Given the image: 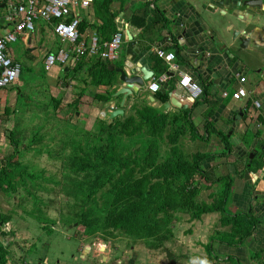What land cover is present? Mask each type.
Wrapping results in <instances>:
<instances>
[{
  "label": "crops",
  "instance_id": "crops-1",
  "mask_svg": "<svg viewBox=\"0 0 264 264\" xmlns=\"http://www.w3.org/2000/svg\"><path fill=\"white\" fill-rule=\"evenodd\" d=\"M18 1L21 0H0V36L13 29L14 22L7 19L8 7L11 2ZM246 1L111 0L106 9L110 8L114 13L115 32L124 31V42L114 60L101 56L92 58L96 63L110 62V69L117 72L111 85L99 83L97 86L93 82L91 67L88 65L68 76L65 72L69 68L61 64L47 70V54L58 53L70 44L63 42L55 33L53 23L45 20L37 19L34 31L19 35L17 41L7 47V54L21 62L22 70L25 66L33 68L38 62L44 64L47 74L45 73L42 84L47 85V89H50V85L52 87L49 94L46 93L47 90L43 93L49 95L50 99L62 100L58 113L63 106L67 107L79 100L76 106H72L78 108L77 119L83 118L88 129L97 118L112 120L109 119V111L120 107L122 95H113L107 103L98 100L101 93L112 91L115 94L123 85L120 68L125 69L129 75L143 76V68L149 73L153 71L152 78L127 97L125 114L121 116L133 115L135 104H148L160 109L164 103L173 99L175 105H170L163 112H168L178 125L183 123L185 126L184 118L189 119L195 125V131L201 135L193 138L188 127V131L180 139L184 151L188 144H192L191 147L195 146L196 149L191 153L206 154L200 161V166L205 175L210 177L211 186L207 187L202 183L201 193L206 194L211 201L214 195L225 194L227 198L224 215L227 217L226 221L222 219L221 212H212L204 214L206 218L202 219V216L195 224L200 240L198 244L204 255L196 246L180 253L169 249L172 252L169 257L167 248V259H174L176 264H203L204 261L212 264V260L206 256V248L210 244V236L213 237L216 231L223 233L222 237L227 239L217 241L216 252L219 256L215 257L220 258V264H264V59L259 57L244 64L232 56L236 49L226 50L220 42L224 37L231 39L233 32L237 31V34L250 37L255 44H264V2L259 0L258 5H248ZM99 11L109 15L105 9L100 8ZM81 14L80 32L85 41L90 42L97 37L101 42L99 29L101 30L104 21L96 14L94 5L82 9ZM129 34L134 37V46L130 44ZM160 48L175 53V61L180 65V71L171 69L169 63L157 54ZM204 51L213 58L210 65L212 70L207 74L204 73V68L198 65L202 57L201 52ZM184 72L190 74L202 86L203 94L199 98H193L180 83ZM241 76L246 77L243 83ZM59 81L63 85L56 88L55 84ZM154 81L159 84L157 91L149 88L150 83ZM22 84L24 82L20 76L17 85L21 87ZM12 87L0 88V113L15 114L14 110L17 108L10 110L9 106L15 101L20 103L22 90ZM241 87H245L248 94L235 99L233 95ZM63 110L67 117H72L75 113L74 109L68 107ZM13 129L7 126L0 131V149L9 143L2 141L3 132L10 134ZM222 177L230 183L226 190H223L219 180ZM204 180L206 178H203ZM239 212L245 215L251 229V234L243 240L241 239L245 230L234 233L240 217ZM210 218V222L217 218L218 221H215L216 225L208 240L206 235L203 237L201 223ZM10 221H0V243L8 251L6 263L2 264H51L52 260L45 251L36 259L11 251L12 244L22 247L23 243L27 244V240L17 236L20 231L11 229L9 223L12 224V220ZM230 227H234L231 228L232 231H229ZM228 233H232L233 237L227 238L225 235ZM58 264L64 262L58 261Z\"/></svg>",
  "mask_w": 264,
  "mask_h": 264
},
{
  "label": "trees",
  "instance_id": "trees-1",
  "mask_svg": "<svg viewBox=\"0 0 264 264\" xmlns=\"http://www.w3.org/2000/svg\"><path fill=\"white\" fill-rule=\"evenodd\" d=\"M110 1L93 2L96 14L104 21L99 29L101 41L110 39L116 30L114 13L110 8L106 9ZM100 8L109 15L101 13ZM109 63H96L91 57L83 58L75 67H70L65 75L88 65L97 86L99 83L111 85L117 72L110 69ZM95 66L97 68L94 69ZM113 95L112 91L101 93L98 100L107 103ZM78 102L67 105L75 110L72 117H59L61 99L51 98L36 104L34 112L45 109L47 115L43 121L39 120V115H32L31 121H37L33 124V133H28L29 138L26 128L18 124L21 118L16 116L17 122L9 135L12 151L0 158L1 192L21 197L22 200L27 193L37 213L42 209L41 206L47 204L44 199L43 203H38V191L47 187L45 181L40 182L45 170H31L30 165L20 157L26 151L33 150L35 154L47 152L51 158L57 155L63 160L65 174L55 181L62 193H59L60 197L65 199L62 218L68 223L76 221L78 225H83L87 235L100 234L106 240L110 235L125 236L132 238L134 243L142 240L150 248L159 250L174 238L173 225L178 213H187L190 219L196 220L207 213L221 212L222 219L226 221L225 194L214 195L211 202L199 199L202 182L205 181L207 187L211 183L210 177L205 175L200 166L206 154L186 153L180 145V139L188 127L193 138L201 137L189 119L184 118L185 127L183 123L178 125L168 112L156 106L135 104L133 115H119L112 120L97 118L88 129L86 121L80 124L70 119L78 118V108L72 106ZM22 107L18 103L14 112ZM46 125L57 127L56 133L60 134L59 138L54 137L55 134L50 131V138L56 139L55 148L46 143L48 135L41 131ZM38 127L40 131L36 132ZM74 134H78L76 136L79 139ZM203 178L206 180L203 181ZM219 180L223 190L230 187L224 177ZM11 219L12 213L0 210V221L7 223ZM236 223L234 233L245 230L241 240L251 234L250 224L245 220L239 219ZM7 255L8 251L0 243L1 264L6 263Z\"/></svg>",
  "mask_w": 264,
  "mask_h": 264
},
{
  "label": "rangeland",
  "instance_id": "rangeland-1",
  "mask_svg": "<svg viewBox=\"0 0 264 264\" xmlns=\"http://www.w3.org/2000/svg\"><path fill=\"white\" fill-rule=\"evenodd\" d=\"M59 64L60 63L57 62L55 65ZM22 71L21 80L24 84H22L21 87L16 84L17 86L14 85L12 88L19 87L20 90H22L19 104L23 107L15 111V116L12 115L13 113L10 115H8L7 112L0 113V131H3V129L7 126L13 129L12 127H14L17 122V116L21 118V123L18 121L19 126L23 125V127L26 128V134L28 135L26 136L29 138L28 133H33L32 127H34L33 124L37 121H31V117H33L32 115H34V113L39 115V120L42 121L47 115L45 109H39L34 112V109H37L36 104L50 100H46V98H49V95H46V93H50L52 86L50 85V89H47V85L42 84L45 79V73L47 74L45 66L42 62H38L36 66L30 69L25 66ZM57 84H55L56 88H61L63 85L60 81ZM45 90H47V92L43 93ZM44 94L47 97H45ZM17 104L18 102H13L12 106H9V109L11 110V108L17 107ZM29 107H31L30 110ZM67 107L63 106V108ZM63 108L61 110L62 112L60 111L59 113V117H66L67 115L64 114L63 111L65 110H63ZM71 120L73 122L77 121L80 124H84L85 122L83 118L81 120H77L73 117ZM72 121L71 124L74 125ZM56 122L57 121H55V124ZM90 125L91 123L88 124V127H90ZM38 131H40V127L37 128L36 132ZM41 131L45 133V135H48L46 136V143L51 144V146L55 148L56 145L54 144L56 143V139L54 138V140H52L53 137L50 138L49 135H51V131L52 134H55L54 137L59 138L60 134L58 135L56 133L57 127L46 125V127L41 129ZM79 131L80 129L77 130V132ZM9 135L10 134L3 132L1 136L2 141L8 143ZM77 139L79 138L77 137ZM191 146L192 144H188L185 147V152L189 151V153H191L196 149L195 146L193 148ZM11 151L12 147L10 143L7 145L5 144V146H2V149H0V158L8 155ZM20 157L21 160L30 165L31 170H45L40 182L45 181L47 187L38 191V203H43L44 199L47 204L41 206L43 210L39 208L43 211V213H41L40 210L39 213H37L38 210H33V200L32 198L27 197V193H25L26 196L22 200L21 197L19 198L18 196L13 195L8 196L5 193L0 192V210L12 213V224L9 223V227L11 229L16 228L17 231H20L17 236L20 235L21 239L24 238L27 240V244L23 243L22 247L12 244V247H10L11 251H14L16 254L19 252L24 255H29L30 257L32 256L33 259L38 258L45 251L52 260L51 264H58V261H62L64 264H106L105 262L111 261L112 258L114 259V263H117L116 261L119 260V264H169L170 258L167 259V252L164 247L159 250H155L150 248V246L142 240L134 243L132 238L129 239L125 236L119 235H110V238L107 240L100 234L97 236H90L87 235L88 232L83 225H78L76 221L72 223L66 222L62 218L63 214H61L65 199L60 197L59 193H62L59 191V187L55 185L56 179H61L65 174L63 160L57 155L56 157L51 158L47 152L42 155H38L35 154L33 150L26 151ZM43 177L49 180H43ZM202 183L206 184L205 182ZM199 199H208V202L211 201L206 194L202 193L200 194ZM238 214H240V212ZM177 215L178 219L173 225L175 236L171 241L166 243V248L176 253H180L188 249L192 250L197 246L204 255L205 253L203 249L198 244L200 240L198 239L196 231L197 227H195L198 219H190V215L187 213H178ZM238 216H240L239 219L245 220V222L249 224L244 214H240ZM204 218H206V216H203L202 219ZM216 220L218 221V218ZM210 221L211 218L201 223L203 237L206 235L208 240L213 227L216 225L214 224L215 221ZM231 228L234 227H230L229 231H232ZM213 234L214 236H210V244L206 248V256L209 260H212V264H220V258L215 257L219 256L216 252V247L218 246L217 241L220 239H227L222 237L224 235L223 233H218L216 231ZM225 236L230 238V236L233 237V234L228 233V235ZM80 237L83 238V240H80ZM82 246L84 249L81 250ZM113 248L115 249L113 250ZM84 256L87 257L85 258ZM134 259H137V262H135ZM203 264L208 263L204 261Z\"/></svg>",
  "mask_w": 264,
  "mask_h": 264
},
{
  "label": "built area",
  "instance_id": "built-area-1",
  "mask_svg": "<svg viewBox=\"0 0 264 264\" xmlns=\"http://www.w3.org/2000/svg\"><path fill=\"white\" fill-rule=\"evenodd\" d=\"M94 0H21L11 2L8 7L7 19L14 22L10 32L0 36V88L14 86L19 81L22 73L20 61L7 54L8 44L17 41L19 35L35 30L37 19L53 23L55 33L63 42H69L70 46L62 48L58 53H48L45 59L47 70H51L57 62L62 66L75 67L83 58L101 56L104 59L114 60L118 56V50L124 42V31L117 30L110 39L100 40L94 37L92 41H85L80 32L82 22L81 10L91 7ZM157 54L165 59L170 68L180 71V65L175 61V53L162 48ZM180 83L193 98H199L203 94L202 86L193 77L184 72ZM241 83L246 77H240ZM150 90L157 91L159 84L151 82ZM227 93L225 92V95ZM248 94L245 87H241L233 97L240 99ZM259 104V103H257Z\"/></svg>",
  "mask_w": 264,
  "mask_h": 264
},
{
  "label": "water",
  "instance_id": "water-1",
  "mask_svg": "<svg viewBox=\"0 0 264 264\" xmlns=\"http://www.w3.org/2000/svg\"><path fill=\"white\" fill-rule=\"evenodd\" d=\"M261 2H264V0H261ZM246 3L248 5H258L259 0H247ZM228 31V29H227ZM133 35L129 34V39H130V44L135 45V41L133 39ZM220 42L224 44L226 50H231L236 49L235 52H232V56L236 58L237 60H241V62L248 63L250 61H254L258 59L259 57L261 59H264V44H255L251 41L250 37L243 36L241 33L237 34V31H234L231 39H227L224 37V39H220ZM202 57L199 60L198 65L203 67L204 73H210L211 72V64L213 61V58L209 55H207L204 52H201ZM119 71L121 72L120 79L123 82V85H121L118 90L115 92L114 95L120 96L122 95V99L120 102V107L117 108H112L109 111V119H113L119 115H124L125 110L124 106L127 101V97L131 95L134 91H137L140 86H143L145 84V81L152 78L153 76V71H146L145 68L142 69L143 71V76H140L138 74L134 75H129L128 72L120 68ZM170 105H175V102L173 99H171L169 102L164 103L161 107V111L167 110ZM169 257H171L172 252L168 249V254ZM171 264H176L174 259H171Z\"/></svg>",
  "mask_w": 264,
  "mask_h": 264
},
{
  "label": "flooded vegetation",
  "instance_id": "flooded-vegetation-1",
  "mask_svg": "<svg viewBox=\"0 0 264 264\" xmlns=\"http://www.w3.org/2000/svg\"><path fill=\"white\" fill-rule=\"evenodd\" d=\"M118 247V246H117ZM117 247H115V248H117ZM115 248H113V250L115 249ZM165 249H166V251H167V248H166V246L164 247ZM118 251H120V250H118ZM123 253H124V251H123ZM172 259V258H171ZM171 259H170V261H171ZM113 258L111 259V261H108V262H105L106 264H119L118 262L117 263H114L113 262ZM135 260V262H137V259H134Z\"/></svg>",
  "mask_w": 264,
  "mask_h": 264
},
{
  "label": "clouds",
  "instance_id": "clouds-1",
  "mask_svg": "<svg viewBox=\"0 0 264 264\" xmlns=\"http://www.w3.org/2000/svg\"><path fill=\"white\" fill-rule=\"evenodd\" d=\"M94 2V1H93ZM93 4V3H92ZM66 67V66H65ZM66 68H70V67H66Z\"/></svg>",
  "mask_w": 264,
  "mask_h": 264
}]
</instances>
